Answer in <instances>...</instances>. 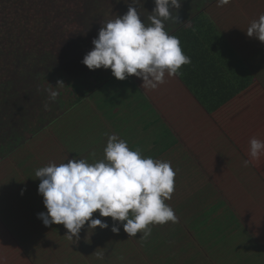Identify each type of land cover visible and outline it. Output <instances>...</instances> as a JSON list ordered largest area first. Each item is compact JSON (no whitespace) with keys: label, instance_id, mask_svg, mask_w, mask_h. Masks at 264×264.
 <instances>
[{"label":"rangeland","instance_id":"374dc122","mask_svg":"<svg viewBox=\"0 0 264 264\" xmlns=\"http://www.w3.org/2000/svg\"><path fill=\"white\" fill-rule=\"evenodd\" d=\"M54 1L0 0V39L6 37L3 40L5 48L0 50V146L4 147L5 152L10 148L21 147L22 143H29L38 151L44 149L45 152L42 150L34 157L28 151L23 157L28 159L18 161L21 163V170H25L27 165L33 174L46 162L66 163V157L86 159L89 163L104 159L107 137L113 133L126 140L130 149L140 148L143 156L160 154L156 159L163 161L171 156L166 148L175 153L182 144L184 151L197 160L203 174L187 176V172L173 167L176 176L178 175L175 179H181L182 188L175 184L177 188L170 199L173 202L168 204L174 210L178 222L150 225L152 234L146 241L141 239L139 232L131 237L137 244L138 257L131 262L125 261V264H143L153 259L152 264H164L168 257H173L174 252L182 247L183 241L190 242L191 250L197 255L206 247L207 253L214 258V264H219L220 259L223 264H264L262 249L260 251L254 245L251 236L245 232V227L225 209L227 207L238 212L249 232L264 244V203L262 193L254 190L255 177L249 172L251 168L240 159H234L232 164L235 169L240 170L237 171L239 174L226 175L225 170L214 162L216 156L212 157L209 153L212 148L216 149V144H223L226 136L223 122L227 120L218 117L219 109L212 111L208 108V95L218 102L215 105L219 107L224 101L228 104L242 90L239 89L241 79L233 77L231 81L229 77L235 70V55L231 52L228 55L212 53L213 42L203 39L195 46V49L204 46L209 50L203 93L199 92L200 88L197 86L196 93L191 92L187 98H180L178 94L181 91L176 87L172 88L179 78L192 77L195 82V74L190 72H180V75L171 77L166 73L164 83L156 89L143 88L142 79L131 75L133 79H137L153 111L150 112L145 103H135L134 108L130 107L128 112L117 105L118 108L108 116L106 111L112 110L113 97L117 90L120 92L124 89V81L119 82L116 78L112 89L111 69L89 70L79 57L75 60L70 56L77 55L83 42L92 43L103 24L125 14L129 5L140 12L142 21L150 23L148 19H142V15L149 17L152 14L154 0H137V4H133L132 0H78L73 12V16L79 14L78 22L64 17L61 10L45 6L47 2ZM198 2L200 3L199 0H181L178 10L191 8ZM216 12L217 10L210 16L214 18ZM210 26L212 27L211 23ZM170 27H174V24H170ZM52 36L58 37L54 39ZM52 42L55 44H51ZM8 44L15 49L13 56L9 57L6 56L10 53L7 51ZM58 81L63 84H57ZM73 83L82 88L75 96L84 92L90 94L76 102L78 97L75 98L73 93H66L67 85L71 89L70 85ZM103 83L102 88H99ZM106 86L108 89H104ZM49 87L59 91L55 101L50 100L45 91ZM45 104H48L47 109ZM103 104L105 106L100 112ZM157 117H160L159 124L168 126L176 134L179 143L175 144L173 140L167 139L151 144L160 135L145 122L148 118L157 120ZM48 134L56 142L50 144ZM58 144L61 146H57ZM224 147L226 151L230 150L226 144ZM17 167L19 169L18 165ZM196 170L198 175L199 170ZM12 175L14 177L10 178L9 183L0 185V205L3 215L8 213L6 207L10 205H15L11 209L14 212L10 213L9 222L0 216V229L5 233L1 236L8 238L10 242L18 239L23 253L17 257L13 249L5 246H1L2 252L11 257L15 264H25L22 258L24 254L29 259L26 264H30V261L32 264H64L69 256H62V253L67 252L66 249L60 251L62 242L55 244L58 242L56 227L52 224L44 225L35 215L37 208V213L47 211L45 207H38L44 206L43 197L37 191L39 178L30 180V184L25 185L27 181L22 184L16 181L17 173ZM239 176L242 182L238 181ZM32 182L35 186H32ZM30 189L33 195L29 192ZM16 190H21L22 194L17 195L19 192ZM24 190L29 193H25V197ZM13 191L17 194L14 195ZM215 204V213L210 216L202 214L203 208H211ZM230 228L237 230L230 234ZM226 229L228 232L224 236ZM255 251L257 255L254 254ZM112 264L120 263L118 261Z\"/></svg>","mask_w":264,"mask_h":264},{"label":"clouds","instance_id":"9594fccd","mask_svg":"<svg viewBox=\"0 0 264 264\" xmlns=\"http://www.w3.org/2000/svg\"><path fill=\"white\" fill-rule=\"evenodd\" d=\"M132 3L137 4V0ZM229 3L217 0L218 7ZM154 4L150 23L142 21L140 12L129 5L125 14L103 24L82 63L89 70L111 69L119 80L135 75L147 89L163 84L166 73L170 77L180 75L181 67L191 63V58L184 54L179 38L165 29V21L179 23L171 10H178L181 0H154ZM246 34L264 42V14L251 21ZM45 91L52 101L59 95L51 87ZM44 107L47 109L48 104ZM248 154L246 166L258 162L264 155V141L251 138ZM175 176L169 161L143 156L140 148L130 149L126 140L113 133L107 137L102 160L89 163L81 158L68 159L66 163L50 162L35 171L40 181L37 191L47 210L37 216L46 226L62 224L67 239L75 241L86 223L87 229L109 228L107 221L93 217L98 212L99 217L111 218L113 233H118V225H122L128 237L139 232L146 241L152 234L150 225L178 222L166 203L175 190ZM95 257L103 261L104 253L96 252Z\"/></svg>","mask_w":264,"mask_h":264},{"label":"crops","instance_id":"0c3cea01","mask_svg":"<svg viewBox=\"0 0 264 264\" xmlns=\"http://www.w3.org/2000/svg\"><path fill=\"white\" fill-rule=\"evenodd\" d=\"M194 7L195 4L192 5L191 8L187 7L181 11L172 10V15L175 16L176 14L179 23L173 22L171 20L165 21L166 30L169 32V34L179 38L184 54L191 58V63L183 65L180 69V72H190L192 75L195 74V82L192 81V77H189L188 79L179 78L178 80L176 79V83L174 82L175 85L173 84L172 88L176 87L181 91L182 95L178 94L180 98H187L189 95L188 93L191 92L196 93L195 88L197 86L200 88L199 92L203 93V89L205 87L204 82L207 79L205 75V69L208 67L207 53L209 50L204 46L195 49L196 44H200L203 39L207 38L213 42L211 45L212 49H214L211 51L212 53H224L228 55V53L231 52L235 55V57L232 55L235 70L232 71V74L229 75V77L231 78V81L233 80V77L241 79L239 89L242 90L237 92V94L228 101V104L226 101H224L219 107L215 105L218 102L212 100L208 95V108H210L212 111L213 109H219L220 114L218 117L227 120L225 123L223 122V128L225 129L226 134L222 141L223 144H216V149L212 148L209 153H211L210 155L212 157L216 156L214 162L225 170L226 175L229 174L234 176L239 174L237 171L240 170L237 168L235 169L232 162H234V159H240L244 163L249 159L248 153L250 139L255 137L261 141H264V42L259 41L254 36L249 37L246 34L247 28L249 27L251 21L258 19L260 14H264V0H230L229 4L222 7L217 6V0H205L202 3L198 2V5L196 6L197 8ZM215 10H217V12L214 18H212L210 15ZM179 13L185 16L181 17ZM196 14L198 15L196 16ZM143 18L148 19L146 15H142V19ZM210 23L212 27L210 26ZM170 24H174V27H170ZM219 49L221 50L216 51ZM129 83H131V86H129ZM125 88L135 89L134 95L136 97V99L133 98L127 101L128 103H122L121 107L126 112H128L130 107L134 108V105L135 103L137 105L138 100L139 103L142 100L150 104L148 98L141 91L137 83V79H133L131 75L125 79L124 89ZM113 102L114 100H112V112L118 108L117 101L114 105ZM102 109L103 106H101L100 112ZM157 118L158 119L155 121V123L153 121L151 122V127L149 126L151 130L153 125L156 124L157 121L159 122L160 117ZM158 125L161 127V124L158 123ZM157 133L160 135V137L159 139L152 141V145L167 139H171V141L173 140V142H176L175 144L180 142V140L177 139L176 134L164 124L162 125L161 130ZM52 137L53 136L48 134V140L50 144L56 142ZM224 144H226L230 149L229 151L225 150ZM57 146L61 145L58 144ZM166 146L167 145H165V147ZM151 148L152 147H150V149ZM178 148L177 150H179L180 153L176 156L178 159L177 165L190 168L187 176H200L203 174V171L197 163V160L195 161V159L190 157L189 152L187 153L184 151L182 144H180ZM42 150L45 152L44 149ZM42 150H36L35 147L29 143H22L21 147L10 148L6 152L4 147L0 146V185L9 183L11 181L10 178L14 177L12 173H17L18 180L16 181H18L19 184L27 181L25 185H29L31 181L37 180L34 177L35 172L32 174L28 166H25V163L23 165L26 167V169L21 170V163H18V161L28 159L23 158L26 156L25 154L28 151L32 152L33 154H30V156L34 157L42 152ZM166 150L170 152L171 156L165 161H169L171 163L173 162L172 156L175 155L177 150L175 153L168 148H166ZM159 155L160 154L154 153L150 156H153V158L156 159L159 157ZM180 155H183V157H180ZM67 160L68 157H66V161ZM47 164L48 163L46 162L42 164L41 167L46 166ZM17 165L19 166V169ZM247 167L251 168V171L249 172L255 177V181L253 183L254 190L255 192L262 193L261 198H263L262 203H264V155L260 157L258 162L255 164H248ZM196 169L199 170L198 175L196 174ZM32 177H34V179ZM175 177H178V175ZM179 177L181 178V175ZM239 177L240 180L238 178V181L242 182L241 176ZM175 184L178 185L177 187H181V179H175ZM33 185L35 186L34 182H32V186ZM16 191L19 193L17 194ZM16 191H13L14 195L17 194L20 196L22 194L21 190ZM29 192L31 195H33L31 189ZM25 193L27 194L28 192L24 190V197L26 196ZM168 202L172 203L173 201L167 200V204ZM13 206H7L6 210L9 211L6 215H3L0 205V216L2 219H8L7 222L10 221V213L14 212L13 210L11 211ZM214 206H216V204ZM38 207L42 208L45 206L38 205ZM225 209L229 212V214L234 215L235 218H237L238 222H240V225L245 227V232L251 236V241L256 247H258L260 251L262 249L261 252L263 253L264 244H261L260 240H258L254 234L249 232L247 224L245 223L244 219H240L238 212H235L234 209L227 207ZM176 210L178 211L177 207ZM37 212L38 208L35 212V215L38 214ZM194 214L196 215L197 212ZM93 217L107 221L109 223V228L100 229L97 227L93 230L91 228L87 229L86 223L85 226L81 228L78 238L74 237L75 241H69L67 239L65 235L67 233V229L62 224H52L53 227H56V233L58 236V242L55 244L58 245V243L62 242L63 245L60 247V251L63 249L67 250V252L62 253V256H69L65 260L66 262H64V264H71L72 262H81L83 264H112V262L118 261L120 264H125V261L131 262V260L137 259V244H135L131 237H128L122 226L118 225L121 231L118 233H113L110 230L113 223L110 217H99L98 212L94 213ZM190 224L193 225L192 223ZM183 226L185 227V225ZM185 230L187 231L186 227ZM235 230L237 229L230 228L229 233L232 234V231ZM227 232L228 229H226L224 236L227 234ZM188 233H190V231ZM3 234L5 233L0 229V264H15V261H13L11 257L6 256V254L2 252L1 246L13 249L17 254V257L18 255L21 256L23 253L21 250L23 247L20 245L18 239H15L14 241L12 240L10 242L8 238L1 236ZM5 242L12 244V246H8ZM195 244L198 243L196 242ZM141 247L143 249V242H141ZM256 251L254 254L257 255ZM96 252L104 253L103 261L96 259ZM140 253L143 254L142 252H139V254ZM22 258L25 264L29 260L25 254ZM6 259L8 262H5ZM153 260H148L145 263L151 262L152 264ZM30 264H32L31 261ZM164 264H214V258H211L207 253L206 247H203L201 252L197 255L191 250L190 242L183 241L182 247L174 252L173 257H168L166 259V263ZM219 264H223L222 259L219 260Z\"/></svg>","mask_w":264,"mask_h":264},{"label":"trees","instance_id":"16d2710c","mask_svg":"<svg viewBox=\"0 0 264 264\" xmlns=\"http://www.w3.org/2000/svg\"><path fill=\"white\" fill-rule=\"evenodd\" d=\"M200 1V3H202V2H204L205 0H199ZM77 2H78V0H55L54 2H47L46 4H45V6L48 8V9H52V10H61V14L64 16V17H67V18H69V19H71V20H74L75 22H78V19H77V16L79 15H77V16H73V12L76 10V8L75 7H77ZM198 5V3L197 4H195V7L194 8H197L196 6ZM198 12V11H197ZM196 12V13H197ZM198 14H196V16H197ZM148 17V16H147ZM2 27H4V26H2ZM6 33V32H5ZM55 36V35H54ZM54 36H52V38H54V39H56L58 36H56V37H54ZM0 37H1V34H0ZM6 39V37H4V39H0V50L2 51V49H4L5 48V42L3 41V40H5ZM10 41H11V38H8ZM51 44H55V43H51ZM8 47H9V49L7 50L8 52H10V53H8L6 56H13V53H14V50L15 49H13V46H11L10 44H8ZM90 48H93V45H92V43H88V42H83L82 43V47L80 48V51H78L77 52V55H71L70 57H74L75 58V60H77V57H79V59L81 60V63H82V59H83V56L88 52V51H90ZM4 54V53H3ZM15 59H17V58H15ZM80 63V62H79ZM112 79H113V81H112V89L114 88V82H115V80H116V78L113 76L112 77ZM124 81V86H125V79L124 80H119V82H123ZM106 83V82H105ZM105 83H103L102 85H100L99 86V88H102V86L105 84ZM71 86V89H68V85H67V88H66V93H73L74 95V97L76 98V97H78V99L76 100V102H79L80 100H82V98L83 97H86L85 95H87V94H90V92L89 93H85L84 92V94H81V95H79L78 94V96H75V93H78V92H80L81 90H82V88L77 84V83H73L72 85H70ZM72 87H73V89H72ZM128 87V86H127ZM131 88H134V87H131ZM104 89H108V87L106 86ZM134 91H135V89H122L120 92H119V90H117V93H116V95H115V97H113V99H114V102H113V105L115 104V102L117 101V105H121L122 106V103L123 104H125L127 101H129V100H131V99H133V98H135L136 99V97H135V95H134ZM92 94V93H91ZM125 98H126V100H125ZM105 100V102L107 101V99H104ZM128 103V102H127ZM140 103H145V104H147L148 106H149V110H150V112H152L153 111V109H152V107H151V105L149 104V103H147V102H141L140 101ZM139 103V100H138V103H137V105H139L140 104ZM112 104V103H111ZM103 107L105 106L104 104L102 105ZM110 110H111V108H110ZM106 114H108V115H112V110L111 111H106ZM139 115H141L140 114V112H139ZM150 114H147V116H149ZM158 119V118H157ZM154 122L155 123V121H156V119H151V118H148V119H146V122L145 123H147L149 126L151 125V122ZM151 127V126H150ZM154 128V129H153ZM161 128H162V125H161V127H160V125H158V121L156 122V124H154L153 125V127H152V130H155L156 132H158V131H160L161 130ZM179 149V148H178ZM180 153V151L179 150H177V152L175 153V155L174 156H172V160H173V162H171V165H174L175 167H177V169H179L180 171H183V172H189V168L188 167H183V166H180V165H177L178 164V159L176 158V156L178 155ZM180 157H183V155H180ZM174 158V159H173ZM174 166H172V167H174ZM180 168H182V169H180ZM181 188H182V186H181ZM208 209V210H207ZM216 210H217V206H213V207H211V208H203V213L202 214H206V215H208V216H210L211 214H213V213H215L216 212ZM202 214H201V216H202Z\"/></svg>","mask_w":264,"mask_h":264}]
</instances>
